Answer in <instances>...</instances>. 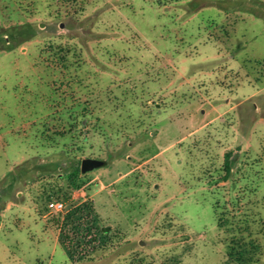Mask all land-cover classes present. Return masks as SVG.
<instances>
[{"label": "rangeland", "instance_id": "rangeland-1", "mask_svg": "<svg viewBox=\"0 0 264 264\" xmlns=\"http://www.w3.org/2000/svg\"><path fill=\"white\" fill-rule=\"evenodd\" d=\"M68 225L99 245L71 258ZM235 243L264 264V0H0V264H235Z\"/></svg>", "mask_w": 264, "mask_h": 264}, {"label": "trees", "instance_id": "trees-1", "mask_svg": "<svg viewBox=\"0 0 264 264\" xmlns=\"http://www.w3.org/2000/svg\"><path fill=\"white\" fill-rule=\"evenodd\" d=\"M27 34L32 36L31 35L32 34L31 30H28ZM13 36H14V34H13ZM228 157L226 158V161H227L226 162V168H227V170L229 169V162H230L229 161L230 159L228 160ZM28 167L31 168L32 166L30 164H26L25 167H23L24 171L23 170L21 171L20 176H18L16 178V182L14 181L13 186H14V184L19 183L21 178H24V177L31 178V179L35 178L32 175L30 176V174L33 172V169H32V172L30 174H28L27 171H25V169L28 168ZM13 186H11V187H13ZM61 192H63L62 189H60V190L58 189V191L56 190V191H54L52 193L54 195H56V194H60ZM53 194L48 195L46 197V200L48 201L53 196ZM63 195H64V197H66L65 193ZM88 210L89 209L85 208L84 206H82L79 209H77L74 212V214L72 215V217H71V224L73 223V225L75 227H76V224H77V226L80 225V228L82 226H84V225H87L89 227V225H88V223L86 221L87 220V216L86 215L88 214L87 213ZM68 226H70V225H68ZM88 227L83 232H81L79 228L78 229H76V228L74 229V227L72 228L71 226L68 227V228H70V229H67L68 231H65V229L62 230L61 237H60L59 241H60L61 245L64 246L67 249V251L69 253V256L71 258L76 257L74 255V251H73L74 249H72V242H73V240H76L77 236H81L82 237L81 239L85 240L86 246L88 248H90V249L94 248V244H95V247H96V243L99 245L100 241L98 240L96 234L92 230L88 229ZM101 232L103 233V231H101ZM247 246L248 245H245V244L244 245H240L238 243H235V245H230V247L228 249V252H227L228 260H230V262H233L235 264H248V263L252 262L253 257L251 256V254L254 253L253 251H255V252L257 251L258 252L259 249H260V245L251 244L252 247H249V248H251V250L247 249Z\"/></svg>", "mask_w": 264, "mask_h": 264}, {"label": "water", "instance_id": "water-1", "mask_svg": "<svg viewBox=\"0 0 264 264\" xmlns=\"http://www.w3.org/2000/svg\"><path fill=\"white\" fill-rule=\"evenodd\" d=\"M105 165V161L103 160H99V159H94V158H84L81 161L80 164V171L81 173L85 174L87 172L92 171L93 169L102 167ZM107 229H105L104 231H107Z\"/></svg>", "mask_w": 264, "mask_h": 264}, {"label": "built area", "instance_id": "built-area-1", "mask_svg": "<svg viewBox=\"0 0 264 264\" xmlns=\"http://www.w3.org/2000/svg\"><path fill=\"white\" fill-rule=\"evenodd\" d=\"M47 207L55 212H61L65 208V203L60 200H51L48 202Z\"/></svg>", "mask_w": 264, "mask_h": 264}]
</instances>
